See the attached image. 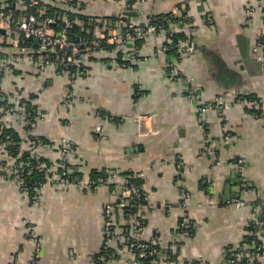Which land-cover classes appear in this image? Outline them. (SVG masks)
Instances as JSON below:
<instances>
[{
	"label": "crops",
	"instance_id": "crops-1",
	"mask_svg": "<svg viewBox=\"0 0 264 264\" xmlns=\"http://www.w3.org/2000/svg\"><path fill=\"white\" fill-rule=\"evenodd\" d=\"M74 1L75 10L86 16L110 20L122 3ZM184 3L192 28L183 26L181 32L196 50L189 59L175 60L184 76L181 83L166 75L173 58L162 49L164 33L146 37L139 48L134 42L113 52L95 51L72 77L40 71L20 59L3 30L0 46L16 58L0 74V90L13 105L5 118L23 107L20 100H29L41 114L31 133L45 141L43 158L58 162L61 139L71 143L69 164L81 173L82 184L103 170L114 176L119 195L121 175L142 180L141 240L156 236L162 253L172 251L180 262L221 264L245 244L246 228L264 214V55L254 51L264 38V0H156L135 6L142 14L128 20L141 23L147 14L167 13ZM76 25L82 29L80 20ZM29 46L32 53L39 49L35 41ZM118 51L125 61L131 54L136 59L119 64ZM188 88L206 103L223 95L224 107H211L200 116L186 96ZM246 95L261 100L260 116L248 111L255 108L252 103L239 100ZM68 98L71 103L65 106ZM15 123L9 127L22 136L25 122ZM226 133L232 135L229 144ZM108 188L45 184L31 201L0 170V264H94L103 244L104 207L116 199ZM237 200L245 204L237 208ZM184 216L188 225L193 223L192 236L180 230ZM122 221L118 217V225ZM112 248L119 249L116 242ZM131 258L121 248L109 263L128 264ZM258 264H264V253Z\"/></svg>",
	"mask_w": 264,
	"mask_h": 264
},
{
	"label": "built area",
	"instance_id": "built-area-1",
	"mask_svg": "<svg viewBox=\"0 0 264 264\" xmlns=\"http://www.w3.org/2000/svg\"><path fill=\"white\" fill-rule=\"evenodd\" d=\"M52 1L54 2L55 0ZM121 1L120 13L114 19H101L89 16L85 22L83 20L80 21L82 29L89 32L93 31L95 35H91V38L84 37L74 40L71 32V25L73 23L70 21L69 15L75 11L76 4L73 7L66 1L64 3L66 6L56 11L49 7L48 0H12V2L6 1V3L0 0V30L9 32L6 41L10 45L9 48L17 51L20 59L29 61L30 64L40 71H49L51 74L56 75L70 74L68 72L72 69H75V72H80L83 68L82 63L85 59L89 58V54L95 51H106L105 46L119 48L126 44L136 43L138 40L143 42L150 35L164 33L168 37L162 49L168 54H172L173 58L165 67L166 75L172 82H183L184 76L178 70L175 60L189 59L194 54L196 45L190 38L174 37V35L181 32L183 26L192 28V21L187 15L188 4L184 3L179 7H174L169 12L170 18L159 19L156 17V14H147L143 22H141L143 25H140V23L124 20L122 18L123 13L135 11L134 7L138 4L152 3L156 0ZM183 14H186L184 21L174 20L175 18H181ZM250 14L251 12L248 10V15ZM1 38L2 36L0 35V44L2 43ZM32 41H35L38 45L39 49L37 52H30L31 47L29 44ZM7 49L8 47L4 49L0 46V74L9 71L8 65L10 64L12 55L9 56L7 54ZM171 50L173 53L169 52ZM254 51H261L264 55L263 37L259 39V47L255 48ZM130 59L135 60V55L131 54L127 57V60ZM186 96L190 101L196 103L200 116H203L207 109L211 107L222 109L226 101V98L220 95L206 103L199 100V97L190 88L187 89ZM5 100L8 101L7 95L3 94V96H0V103ZM71 100L72 98H68L65 106H69ZM246 103H252L256 109L262 111L261 100ZM7 110L4 104L0 105V123H3ZM21 110L23 111L25 125L28 126L30 121L27 119V115L24 114V107ZM252 115L258 117L256 114ZM40 118L42 119V116ZM97 131H100V127L97 128ZM231 137L230 133L225 134V144L230 143ZM12 144H14V141H12L10 136H6L3 142L0 139V146L4 156V160L0 163V170L6 177L15 180L20 190L27 196L33 193L37 197L45 184H75L79 187L97 189L99 186L108 187L114 183V176H111L107 179L97 178L90 180L87 185L82 184L81 178L74 175L75 171L72 170L69 164V157L73 152V147L66 138L61 139L58 162L51 164L43 161L41 149L44 144L32 135L30 129H25V137H21V142L17 148L19 154L24 152L28 155L26 161L23 162L19 157H13L9 153L7 146ZM210 150V147H205V152L209 153ZM25 170H27L28 174L34 170L42 173L45 182L33 185V187L37 186L34 188L28 186L24 176ZM117 186L120 188V193L116 204L109 203L104 207V237L102 247L105 252L112 248V243L116 242L119 249L124 248L131 253L132 258L128 264H209L203 261L180 262L173 255L172 251H170L169 255L162 254L156 236L149 241L141 240L138 233L142 228L144 208L140 206L139 202L142 196L145 195V192L143 188L133 184L125 186L121 182ZM110 192L116 194V187L112 188ZM244 204L245 202L242 200L235 202L237 208ZM136 205L138 206L137 213L132 214L129 212L126 215L129 220L134 219L135 223L125 230L116 229L117 223L114 208L122 209ZM188 226V218L184 216L180 221V229L188 228ZM28 230L32 231L33 229L29 227ZM249 235L257 238L261 244L259 246L242 244L235 253L221 264H254L253 260L263 253H260V251L264 248V229L261 228L260 217L254 221L253 231H250ZM38 248L39 244H37ZM116 254L117 251H114L111 253V256H115ZM241 261L244 262L240 263Z\"/></svg>",
	"mask_w": 264,
	"mask_h": 264
},
{
	"label": "trees",
	"instance_id": "trees-1",
	"mask_svg": "<svg viewBox=\"0 0 264 264\" xmlns=\"http://www.w3.org/2000/svg\"><path fill=\"white\" fill-rule=\"evenodd\" d=\"M6 1L12 2V0H3V2H5V3H6ZM64 1L65 0H60L59 3H51V4H49V7L52 8L53 10L59 11V10H61L60 8L62 7L61 5L64 4ZM68 3H70V5H72L73 7L76 4L75 1H71V2H68ZM179 6L180 5H178L177 7H179ZM185 15L186 14H183L181 18H175L174 20H182V21H184L185 18H186ZM69 16H70V21L73 23L71 25L72 26L71 27L72 28L71 32H72V36H73L74 40H77L79 38L82 39L84 37H89V38L92 37L91 33H86L84 31V29H81L79 26L76 25V22L78 20H80V21L83 20L85 22V20L88 18V16H86L84 13H81L80 10H75ZM169 16H170L169 12L156 14V17L159 18V19L170 18ZM178 36H180L181 38H185L186 35L184 33H182V32L176 33V35H174V37H178ZM141 43H142L141 40L136 41L135 48H139L141 46ZM104 48H105V50L107 52H110V51L113 52V51H115L117 49V48H113V47H110V46H105ZM169 52H172V50L169 51ZM174 56H176V55H174ZM116 60H118V63L122 64V65H128V63H129L127 60L126 61L124 60V54L122 52H120V51L117 52ZM68 73H70V75L73 77L78 72H75V69H72ZM3 94L4 93H2V91L0 90V96H3ZM32 98H34V97L32 96L30 98V100ZM239 100L240 101H246V102H254V101H259V98L254 97L253 95H246V96L239 97ZM19 103H20V105H22L24 107V114L27 115V119L30 121V124H28V126H26L25 129L32 130V125H33V123L35 122V120L37 119V117L39 115L37 113L36 107L34 105H31L29 100L28 101L20 100ZM3 104H4V106L7 107V109H9L10 107L12 108V106L6 100L0 103L1 106ZM248 111L251 114H256L257 116H260L262 114V111L260 109H256L254 107L253 108H248ZM0 117H1V115H0ZM0 130H1L0 139H1L2 142L5 141L6 136H10L12 141H14V144H12L10 146H7V149L9 151V153L13 157H19L20 159L23 160V162L26 161L28 155L26 153H24V152L19 154V151L17 149L19 143L21 142V136L14 129L10 128L9 125H3V123H0ZM37 139L40 140L43 144L45 143L44 140H42L40 138H37ZM43 161L46 162L47 164H51V162L48 159H46V158H43ZM72 170L75 171V168L72 167ZM75 172H74V175H77L78 177H80L82 179L81 173L77 172V171H75ZM24 176H25L26 184L28 186H30V187H33V185L38 184L40 182H45L44 181V175L42 173L36 171V170L31 172L30 174H28L27 170H25L24 171ZM111 176H113V175H110V174L106 173L103 170L94 171V172H92L90 174V180H95L97 178H105V179H107V178H110ZM121 176L123 177V180H122V184L123 185L127 186V185H130V184H133L135 186L143 188L142 187V185H143L142 180L139 177H136V176H134L133 174H130V173L129 174H124V175H121ZM34 187H37V186H34ZM108 187H109L108 189L111 190L112 188L116 187V184L113 183V184L109 185ZM28 197L30 198L31 201H33L36 196L33 193H30V195H28ZM115 198H116L115 201H113L111 203L116 204L117 199L119 198V195L116 194ZM139 203H140L141 207H145L146 206V196L145 195L142 196V198H141ZM262 209L264 211V206L262 207ZM114 210H115L114 211V215H115V219H116V223H117L116 224L117 225L116 228H120V230H122V229L125 230L128 227H130L133 223H135L134 219H130L129 220L126 215L129 212L132 213V214H136L137 211H138V206L137 205L134 206V207L133 206H129L127 208H122V209L115 207ZM103 214H104V210H103ZM185 214L186 213H184V215ZM118 217H119V219L123 220L122 221V225L121 224L118 225ZM261 220L264 221V214H263V217L261 218ZM143 224H144V219H143L142 225ZM253 228H254V222H251L248 225V227L246 228L247 234H245L242 243L259 246L261 244V242L257 238H255L254 236L249 235V232L253 231ZM263 228H264V225H263ZM180 230H181V232H186L188 236H192L194 234V231H195L192 222H191V225L188 226V228H183V229H180ZM117 249L118 248H110L107 252H105L103 247H102L100 249L99 253L94 256V264H110L109 263L110 261L116 260L118 258L119 249L118 250ZM114 251H117V254L115 256H111V253L114 252ZM160 252L162 253L161 250H160ZM261 252L264 253V248L260 251V253ZM233 253H235V252H232V254ZM162 254L169 255L170 251L167 250L166 252H164ZM232 254H230V255L227 254V256L224 258V260L229 258ZM173 255L176 256L175 253ZM253 261H254V264H258V258H255ZM242 262H244V261H241L240 263H242Z\"/></svg>",
	"mask_w": 264,
	"mask_h": 264
},
{
	"label": "rangeland",
	"instance_id": "rangeland-1",
	"mask_svg": "<svg viewBox=\"0 0 264 264\" xmlns=\"http://www.w3.org/2000/svg\"><path fill=\"white\" fill-rule=\"evenodd\" d=\"M16 58L14 56H12V58L10 59V62H12V60ZM13 106V105H12ZM14 111V110H13ZM2 112V111H1ZM16 112V114L13 116V117H10V114L6 116V118L4 117L3 118V121H4V125H11L12 123L16 122L15 124H18V126H22L23 123L25 122L24 121V117H23V111L21 110V108L19 107L18 109H16V111H14V113ZM13 114V113H12ZM41 117V114L38 116V118L40 119ZM7 120V121H6ZM11 123V124H8ZM21 137H25V130H23V134ZM3 152V150H2ZM10 161V160H9Z\"/></svg>",
	"mask_w": 264,
	"mask_h": 264
},
{
	"label": "water",
	"instance_id": "water-1",
	"mask_svg": "<svg viewBox=\"0 0 264 264\" xmlns=\"http://www.w3.org/2000/svg\"><path fill=\"white\" fill-rule=\"evenodd\" d=\"M137 14H140V15H141L142 12L139 11V12L137 13L136 11H127V12H124V13H123L122 18H123L124 20H128L129 17H132V16L134 17V16H136ZM140 25H143V24L140 23ZM0 32H3V30H0ZM242 56L245 58V57H247V54H243ZM228 198H229V196H228Z\"/></svg>",
	"mask_w": 264,
	"mask_h": 264
}]
</instances>
